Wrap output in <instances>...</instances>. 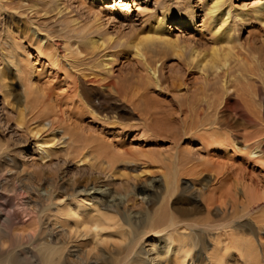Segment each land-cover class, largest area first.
<instances>
[{
  "label": "bare ground",
  "instance_id": "1",
  "mask_svg": "<svg viewBox=\"0 0 264 264\" xmlns=\"http://www.w3.org/2000/svg\"><path fill=\"white\" fill-rule=\"evenodd\" d=\"M151 1H154L164 13L161 14V19H157L156 27L151 30L153 35L143 34L144 37H140L137 43L131 45L135 51L134 56L141 62L145 59L144 51H148L153 45L170 44L169 39L164 36L167 30L165 21L169 22L174 18H167V15L177 17V21H181L180 24L186 26L193 24L194 14L190 12L192 10L184 0L181 11L174 8L173 12H170V8L166 6L169 1ZM9 2L11 6H15L16 2L24 4V0ZM209 4L203 14L204 27L209 36L207 39L209 49L204 51L205 54L197 64L201 66L200 72L205 79L212 74L221 73L222 70L226 71L221 77L219 83L221 86L217 91L211 92L210 99L207 95L201 98L204 105H207L204 114L208 117L203 118L200 127L193 132L197 136L201 132L199 139L205 140L203 144L208 160L165 158V161L172 164V168L164 175L169 199L175 193L176 181L181 175L196 178L206 171L214 170L215 159L212 157L216 156L215 152L226 147L233 148L236 142H239L235 137L240 138V150L245 151L244 154L248 159H250L249 156L255 154L258 155L257 159L251 161L264 164V127L259 122L261 118L264 119V87L261 85L264 83V67L241 70L251 76H248L246 80L242 78L237 81L238 95L235 99H231L230 83L232 80H229L231 64L239 61L234 52L236 47L234 30L238 27L235 20L238 22L252 20L264 26V3L248 12L235 7L231 10L230 6L226 5V0H210ZM42 8V5L38 3L28 7L30 12L27 13V22L24 23L22 35L34 41L39 52L51 57L53 64L62 71L69 92L78 99L80 106L83 104L79 96L82 97L84 104L90 105L98 113L108 114L107 104L111 101L114 103L113 94L120 92L118 82L108 78L101 81L85 80L82 75L78 74L79 71L74 70L71 64L73 62L68 60L74 61L76 58H81V55L91 56L97 51L105 52L103 47L111 41V38L100 34L101 24L95 19L92 20L95 24L92 22L84 24L72 18H68L65 25L66 29L72 33V38H76L75 43L69 44V39H65L66 33L62 34L64 37L61 35V40L49 34L43 36L41 26L47 19V12ZM2 9L4 8L0 6V16L3 15ZM13 15L15 14L7 15L9 20L7 26L5 28L3 25L4 29L0 30V47L10 49L11 41L14 40L15 34L19 33V29L13 24ZM233 16H235L234 20ZM90 35H96L97 39L88 37ZM77 38L83 41L81 45ZM251 40L255 48L257 44L264 46V37L258 39L252 36ZM76 44L78 46L74 48ZM195 55L196 52L190 55V62L199 58ZM115 57L116 54H111L110 51L103 55L106 59L103 61L105 73H111L107 67L111 66ZM3 58L7 60L9 68L14 66L16 77L26 79L24 78L26 74L24 75L13 61H8L9 58L6 56ZM2 65L4 63L0 54V67ZM252 69L260 75L252 77ZM57 73L60 74V72ZM3 82L0 77V93L5 87ZM250 82H255L257 86H249ZM208 86L214 90V84L209 82ZM21 87L24 95V109L27 111L28 107L34 105V111L31 112L39 117H45L44 124H51V121L48 122V117L52 116L53 109L48 104L51 103L49 92L38 91L39 97L34 101L30 97V92L25 87ZM242 91L245 92V97L242 96ZM5 94L0 98V129L4 127V130L0 131L1 138L8 135L5 129L9 126L12 115L16 118L20 115L19 113L11 114V110L8 112L5 110V98L9 96ZM247 97L257 99L258 103L250 102ZM123 109L129 112V109ZM211 110L213 113L210 112ZM16 120L13 121V128L9 126L14 135L19 131ZM146 126L144 125L141 129L144 135L149 132ZM10 138L7 137L4 142L0 140V190L3 191L0 192V200L5 198L3 189L8 186L18 194V198L12 204L14 208L12 212L7 211L0 203V240L7 238L10 242V247L1 248L0 246V264H162L163 261L166 264H223L216 243L213 244L214 248L209 253V258L205 257L207 250L205 231L210 234L211 240L217 242L220 237L216 239V234L224 230L230 231L232 245H244L248 250L247 255L253 254L254 261L257 259V254L254 252L260 250L261 263H264L263 246L261 244L255 246L252 241L253 238H258L260 229L249 218L250 212L247 210L242 216L234 213L231 188H226L225 193L221 195L217 194L220 189L219 184L224 181V176L216 170H214L215 178L212 187L205 185L201 188L196 187V190L181 201L183 205L181 209L170 212L163 202L159 206L156 205L157 199L153 197V193L141 188L137 185V181L133 180L126 184L113 182L111 172L121 154L118 151H110L111 155H109L107 144H99L97 140H94L85 145L76 146L75 156L88 157L93 162L90 165L91 168H84L68 176L65 170L62 173V165L56 160L57 157L56 161L51 159L47 163H41L48 157L44 153L45 156L36 155L40 158L39 161L26 160V151L35 154L40 149L34 146L30 150L27 144L23 146L20 143H13ZM96 152L99 153L94 155ZM100 155L103 156L99 158ZM66 157L71 158L68 154L65 155ZM133 163L125 162L124 166L132 168ZM49 172L52 176H47ZM26 173L28 174L25 175ZM34 179L38 181L34 182ZM89 186H102L109 190L101 192L100 198H91L86 193ZM80 188L85 191H79ZM241 189L242 193L248 196L249 203L254 204L258 196L256 190L245 184L241 185ZM142 195L149 196L146 203L138 200V197ZM201 204L206 206L209 212L211 210L218 212L223 219L220 221L204 219L203 222H199L196 216L201 211ZM130 213H137V216L133 217ZM18 226L25 228L22 232L11 236L9 228ZM181 230L184 233L180 232ZM243 230L248 233L245 232L246 235L239 236V232L244 233ZM225 236L227 238V235Z\"/></svg>",
  "mask_w": 264,
  "mask_h": 264
},
{
  "label": "rangeland",
  "instance_id": "2",
  "mask_svg": "<svg viewBox=\"0 0 264 264\" xmlns=\"http://www.w3.org/2000/svg\"><path fill=\"white\" fill-rule=\"evenodd\" d=\"M9 1L11 0L0 1V4L2 3L0 6L4 8L1 12L3 15L0 16L2 17L0 18V30L4 29L3 25L5 28L7 26L9 21L7 15L15 14L12 21L14 26L19 29V33L15 34L14 40L11 41L10 49L0 47L1 60L4 63L0 67V77L5 84L0 93V98L5 93V95L9 94L5 98V110L7 112L11 110V114L19 113L20 115L17 118L12 115L9 124L13 128V121L17 119L19 131L14 135L11 128L6 127L5 133L8 135L0 137L2 142L7 137H11L10 140L13 143H20L23 146L27 144L30 150L34 146L40 149L35 154L26 151V160L39 161L40 158H37L36 155L45 156L46 154L48 157L41 163H47L48 160H55L57 157L56 160L62 165V173L65 170L68 176L84 170V168H91L90 165L93 162L88 157L75 156L74 148L76 146L85 145L94 140H97L99 144H107L109 145L107 150L109 155H111L110 151H118L121 154L117 159L118 163L111 172L113 182L126 184L133 180L137 181V185L153 193V197L157 199L156 205L159 206L163 202L170 212L181 209L183 206L181 201L193 190H196V187L201 188L203 185L212 187L215 178L214 170H216L224 176V181L219 184L220 189L217 194L221 195L225 193L226 188H231L234 213L237 216H242L246 210L250 212L249 218L260 229L259 239L253 238L252 241L255 246L261 244L264 249V164L251 161L257 159L258 155L253 154L249 156L250 159L245 156V151L240 150L239 137H235L239 142H236L233 148L226 147L215 152L216 156L212 157L215 159V162L213 161L214 170L206 171L202 176L196 178L181 175L176 181V190L171 199H169L170 195H167L164 175L172 168V164L165 161V158L170 160L175 157L191 158L195 161L208 160L203 144L205 140L199 139L201 132L200 135L198 133L199 136L193 132L200 127L203 122L202 119L208 117L204 114L207 105H204L201 98L207 95L210 99L211 92L217 91L221 86L219 83L226 71L222 70L221 73L212 74L205 79V76L200 72L201 66L197 64L205 54L204 51L209 49L207 41L209 36L204 27L203 14L206 7L210 5V0H184L186 5L191 8L192 11L190 12L194 14L193 24L190 26L180 24L181 21H177L175 16L167 15V18H174L169 22L165 21L167 30H165L166 35L164 36L169 39L170 44L153 45L148 51H144L145 59L142 62L134 56L135 51L131 45L137 43L140 37H144L143 34H154L151 30L156 27L157 19H161V14L164 13L154 1L24 0V4L16 2L17 6H11ZM164 1H169L166 6L170 8V12H173L174 8L181 11L182 5H184L183 0ZM37 3L42 5V9L47 12V19L41 26L43 36L49 34L55 39L61 40V35L66 33L65 39H69V44L75 43L76 38H72V33L66 29L65 25L68 18H72L78 19L84 24L94 23L92 20L95 19L97 23L101 24L100 34L111 38V41L103 47L105 52L97 51L91 56L84 57L85 55H81L79 59L73 58L74 61L68 60L73 62L71 64L74 70L79 71L78 74L82 75L85 80L101 81L108 78L118 82L120 92L113 94L114 103L111 101L107 104L108 114L98 113L90 105L84 104L82 97L79 96L78 98L83 104L80 106L78 99L69 92L62 71L53 64L51 57L39 52L34 41H30L29 37L24 38L26 36L22 35L24 23L27 22V13L30 12L28 7ZM263 3L264 0H226V5H229L231 10L235 7L247 12L263 5ZM232 18L234 20L235 16ZM235 21L238 27L234 30V39L236 40L234 52L239 61L230 66L231 99L237 98V81L242 80V78L246 80L248 76H251L241 70L264 67V46L257 44L256 48L258 49H256L251 40L252 36L258 39L264 37V26L260 22L252 20ZM63 35L62 37H64ZM88 37L97 39L96 35ZM77 41L80 43L79 45L83 43L81 39L78 40L77 38ZM174 45L176 46L172 49ZM77 46L76 44L73 47L76 48ZM108 51L111 54H116L111 66L107 67V70H111L110 74L105 73L103 68V61L106 60L103 55ZM194 52L199 58L190 62L189 57ZM66 53L68 55V52ZM5 56L9 58L8 61H13L17 68L23 71L24 75L26 74L24 76L26 79L16 77V70H13L14 66L9 68L7 60L3 58ZM12 56L13 58H11ZM71 57L70 55L69 58L71 59ZM252 73V77L260 75L254 69H252ZM209 82L215 85L214 90L208 86ZM248 85L253 86L256 83L250 82ZM261 85L264 87V83ZM21 86L30 92V97L34 101L39 97L38 91L46 90L49 92L51 103L48 104L54 113L48 117V122L51 121V124H44L45 117H39L31 112L34 111V105L28 107L27 111L24 109V95ZM242 92V96L245 97V92ZM252 98L247 97V100L258 103L257 99L253 100ZM123 108L129 109V112ZM210 112L213 113L212 110ZM129 113L134 115L131 116ZM254 118L257 117L254 116ZM259 122L264 127V119L261 118ZM144 125L149 128L146 135L141 131ZM3 130L4 127L2 126L0 131ZM98 153L96 152L94 155ZM122 153H124L123 156ZM67 154L70 155V159L65 158ZM102 156L100 155L99 158ZM100 160L102 161V159ZM125 162H134V165L132 168H126ZM19 167L22 169L20 163ZM47 176H52V174L49 172ZM35 181L38 180L34 179ZM242 184L250 185L256 190L258 196L254 204H250L248 196L242 193ZM3 190L5 198L1 199L0 203L5 206L7 211L12 212L14 210L12 204L17 201L18 194L13 192L9 186ZM108 190L102 186H89L86 193L91 198H100L101 192ZM79 191L85 190L80 188ZM0 192L3 191L0 190ZM148 199L149 196L146 195L138 197V200L144 203ZM5 200L10 201L6 202ZM168 200L169 202H166ZM109 201L111 202V200ZM200 210L196 216L199 222H203L204 219L211 221L223 219V216L219 215L218 212L216 213L214 210L209 212L206 206L204 207L202 204ZM130 215L136 217L137 213H130ZM24 228V226L11 227L9 233L12 236L22 232ZM180 232L184 233L183 230ZM243 232V234L239 232L238 235L243 236L248 233L245 230ZM229 233L230 231L227 230L218 232L216 239L220 238L214 242L215 240H211L210 234L205 231L207 241L205 257L207 259L214 248L213 244L216 243L223 264H260L262 262L260 250L254 252L259 256L255 254L257 259L254 261L253 254L247 255L248 250L244 245H232ZM224 234L227 235V238ZM8 241L7 238H2L0 240L1 248L10 247ZM247 256H250L251 259ZM162 264H166V262L163 261Z\"/></svg>",
  "mask_w": 264,
  "mask_h": 264
}]
</instances>
